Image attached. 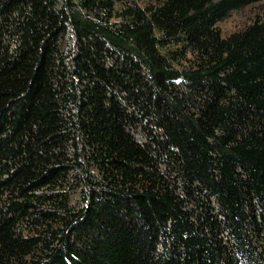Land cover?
<instances>
[{
	"label": "trees",
	"instance_id": "16d2710c",
	"mask_svg": "<svg viewBox=\"0 0 264 264\" xmlns=\"http://www.w3.org/2000/svg\"><path fill=\"white\" fill-rule=\"evenodd\" d=\"M264 0H0V264H264Z\"/></svg>",
	"mask_w": 264,
	"mask_h": 264
},
{
	"label": "rangeland",
	"instance_id": "374dc122",
	"mask_svg": "<svg viewBox=\"0 0 264 264\" xmlns=\"http://www.w3.org/2000/svg\"><path fill=\"white\" fill-rule=\"evenodd\" d=\"M137 1L139 4L143 5L152 0ZM257 14L264 16V1L233 11L229 17L219 23V26L222 33L227 35L250 23L252 20H254Z\"/></svg>",
	"mask_w": 264,
	"mask_h": 264
}]
</instances>
